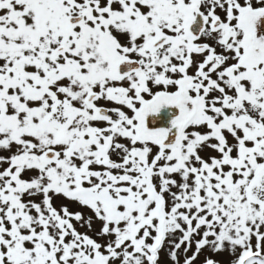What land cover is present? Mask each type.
I'll use <instances>...</instances> for the list:
<instances>
[{"label": "snow or ice", "instance_id": "snow-or-ice-1", "mask_svg": "<svg viewBox=\"0 0 264 264\" xmlns=\"http://www.w3.org/2000/svg\"><path fill=\"white\" fill-rule=\"evenodd\" d=\"M0 264H264V0H0Z\"/></svg>", "mask_w": 264, "mask_h": 264}, {"label": "flooded vegetation", "instance_id": "flooded-vegetation-1", "mask_svg": "<svg viewBox=\"0 0 264 264\" xmlns=\"http://www.w3.org/2000/svg\"><path fill=\"white\" fill-rule=\"evenodd\" d=\"M163 116L167 118V112H165ZM152 119H153L152 117H150V119H149L150 127L152 126V125H151V120H152ZM163 122H164V121H161V123H163Z\"/></svg>", "mask_w": 264, "mask_h": 264}, {"label": "water", "instance_id": "water-1", "mask_svg": "<svg viewBox=\"0 0 264 264\" xmlns=\"http://www.w3.org/2000/svg\"><path fill=\"white\" fill-rule=\"evenodd\" d=\"M164 115V114H163ZM150 119V118H149ZM149 126H150V124H149Z\"/></svg>", "mask_w": 264, "mask_h": 264}]
</instances>
